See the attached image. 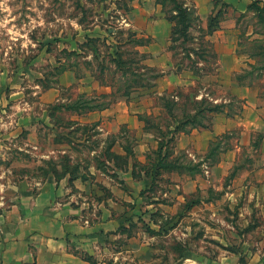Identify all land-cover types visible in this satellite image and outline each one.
Here are the masks:
<instances>
[{"label": "rangeland", "instance_id": "obj_1", "mask_svg": "<svg viewBox=\"0 0 264 264\" xmlns=\"http://www.w3.org/2000/svg\"><path fill=\"white\" fill-rule=\"evenodd\" d=\"M213 3L223 12L220 29L237 33L217 43L220 29L207 34L210 16L202 21L191 8L197 19L186 31L188 39L179 28L176 41L171 30L168 44L160 43L171 52L173 65L167 68L151 65L152 38L120 23L121 13L109 0H0V195L13 197L26 185L36 191L55 176L69 191L86 194L80 202L92 220L110 202L122 220L116 223L122 236L111 243L125 250L137 245L136 259V253L124 252L125 264H192L260 253L264 190L252 181L264 180V134L253 131L250 143L234 155L237 130L220 134L213 154L211 143L204 152L181 149L182 131H175L187 113L199 114L216 102L240 114L245 101L233 95L236 82L264 105L263 61L249 56L257 47L253 41L264 38L248 10L251 0ZM134 37L149 42L136 46ZM118 50L132 60L129 70L136 76H124L116 65ZM251 70L258 77L248 85ZM173 74L181 83L169 88ZM245 75L241 82L238 76ZM129 76L145 85L120 95L119 86L133 84ZM120 101L137 110L153 102L139 114L140 129L98 119ZM200 118L206 128L216 120L223 125L212 113ZM161 147L166 157L159 155Z\"/></svg>", "mask_w": 264, "mask_h": 264}, {"label": "crops", "instance_id": "obj_2", "mask_svg": "<svg viewBox=\"0 0 264 264\" xmlns=\"http://www.w3.org/2000/svg\"><path fill=\"white\" fill-rule=\"evenodd\" d=\"M119 1H121L120 6ZM220 1L227 6H235L245 0ZM109 2L112 9H118L121 13L117 19L120 23L133 28L140 37L152 38L153 41L147 46L154 59V64L151 65L170 68L173 65L170 61L171 52L165 48V45L160 44L161 42L168 44L172 30V23L163 5L158 0H109ZM183 2L186 7L196 9L202 21L218 11V7L213 3L214 0H183ZM218 33L214 38L217 43L232 38L237 32L226 27L224 30L220 29ZM236 36L238 37V34ZM163 58L168 59L165 64L160 63ZM238 67L239 61L235 56L234 69ZM169 82L171 83L168 87L172 88L179 85L181 79L173 74ZM158 88L156 85L155 89ZM232 89L233 95L245 101L241 113L230 112L226 109V103L221 102L225 105V110L221 113L212 112V117L220 119L223 125L220 127L216 120L208 128L180 131L181 149L193 148L197 152H204L210 143L217 141L220 134L233 133L237 130L236 141L239 144L236 143V149H232L233 154L236 155L240 149L250 143L249 139L253 131L264 134V105H260L258 96L248 86L240 85L238 82L232 86ZM150 105H153V102L137 110L131 108V103L120 101L112 108L98 113V119L131 126L135 123L140 129L142 121L139 114L147 111ZM244 137H248V141L244 140ZM262 151L264 152V146ZM260 168L264 172V160ZM254 181L252 185L254 184L257 189L261 186L264 190V180ZM66 185L63 178L49 176L39 184L36 191L26 185L24 190L13 197L0 195V264H125L122 260L125 251L136 253L133 259L137 258L136 244L125 250L126 245L117 246L111 243L120 239L122 234L118 231L120 224H116L120 214L113 215L111 209L113 206L110 202L109 204L104 202L98 212V221L92 220L88 216L89 211L86 210L85 204L80 202L82 198H87L86 194L73 193ZM121 221L119 220V223ZM261 245L260 253H250L245 256L231 253L224 257L207 259L208 261L204 257L196 263L264 264V242H261Z\"/></svg>", "mask_w": 264, "mask_h": 264}, {"label": "trees", "instance_id": "obj_3", "mask_svg": "<svg viewBox=\"0 0 264 264\" xmlns=\"http://www.w3.org/2000/svg\"><path fill=\"white\" fill-rule=\"evenodd\" d=\"M167 0H158L159 3H161L163 5V9L166 12L168 19L171 21L172 23V35H171V39L176 41L177 37H175L174 35L178 32V29L181 28L183 31H185L184 33V39L187 40L188 36L186 35V31L188 30V28L192 25V22L195 21V19H197V17L195 16V14L190 15V11L191 8L186 7L184 5L183 0L179 1L178 0H169V1H173L175 6L171 7L167 4L166 2ZM225 7H227V5L224 3L223 4ZM194 9V8H193ZM248 10L253 11V13L257 16V23L260 24L261 29L260 31L257 30V32L261 33L264 35V0H252L251 3L248 5ZM178 13V14H177ZM174 14H177L176 16ZM223 12L222 9L220 8L214 15L212 14L208 20V25H207V34H212L213 32H215L216 30L221 28V22L223 20V16H222ZM179 15V16H178ZM179 26V27H178ZM133 36H135V34L133 33ZM134 42L136 44V46H140V45H144L146 44V42H149V40H144L142 38H135L134 37ZM253 44H255L256 50L252 51V53L249 54L250 58H255V59H260L261 61H263L262 64V68L264 69V38H259L253 41ZM137 52V50H136ZM117 56H116V65L118 67H120V69L122 70V73L124 76L128 75V74H133L134 76H136L138 74L137 71L134 70H129L130 65L132 64L131 61L132 60H127V58H124V52L121 51H117ZM131 59V58H130ZM252 67H256V64H252ZM254 69V68H253ZM254 70H251L250 73L248 74L250 78L249 81H246V83L248 85H252L255 81V79L258 77V75H255L256 71L253 72ZM130 77V76H129ZM247 77L246 75L243 77H239L238 79L243 82L244 78ZM132 79L133 84L130 81H126L125 84L123 86H119L117 89L121 90L122 88V92L120 93V95H126L128 96L131 92V90L136 87L137 85H145V82H139V79H137V77H130V80ZM129 82V83H128ZM245 83V82H244ZM109 85V84H108ZM111 87H113L112 84H110ZM105 107V106H103ZM225 110V105L224 107H218V105L214 104V106H211L209 108H201L197 110V113L199 114H190L187 113L186 116V120L184 121L185 125L186 124H191V129L193 128H200V127H207L208 125L205 124L202 120V118L200 117H205L207 115H209L212 112H222ZM189 116H193V119L189 120L188 118ZM199 116V118H198ZM200 119L199 123H197V120ZM202 120V121H201ZM183 124H178L175 127V131H185L188 132L190 131V129H188V126L186 127ZM186 127V128H185ZM174 134V132H173ZM218 142H214L211 148L210 153L213 154L216 152V148L218 147ZM162 150L164 151L165 149H163V147H161L160 151H159V155L161 157H166L167 155L162 154ZM185 252V251H184ZM184 254V253H183ZM180 257H182V255ZM183 263V262H181Z\"/></svg>", "mask_w": 264, "mask_h": 264}, {"label": "bare ground", "instance_id": "obj_4", "mask_svg": "<svg viewBox=\"0 0 264 264\" xmlns=\"http://www.w3.org/2000/svg\"><path fill=\"white\" fill-rule=\"evenodd\" d=\"M192 264H198V263H192Z\"/></svg>", "mask_w": 264, "mask_h": 264}]
</instances>
